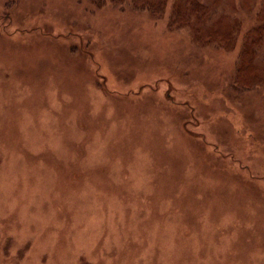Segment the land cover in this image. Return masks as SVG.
<instances>
[{"label":"rangeland","instance_id":"1","mask_svg":"<svg viewBox=\"0 0 264 264\" xmlns=\"http://www.w3.org/2000/svg\"><path fill=\"white\" fill-rule=\"evenodd\" d=\"M247 2L0 0V264H264Z\"/></svg>","mask_w":264,"mask_h":264},{"label":"trees","instance_id":"2","mask_svg":"<svg viewBox=\"0 0 264 264\" xmlns=\"http://www.w3.org/2000/svg\"><path fill=\"white\" fill-rule=\"evenodd\" d=\"M113 3L124 4L131 3L136 11H158L163 12L169 1L178 7L177 16H206L210 12L220 14L219 5L229 0H111ZM249 0L248 3L251 4ZM173 6V9H174ZM247 8L251 9V6ZM189 14V15H188ZM246 48V45H245Z\"/></svg>","mask_w":264,"mask_h":264}]
</instances>
